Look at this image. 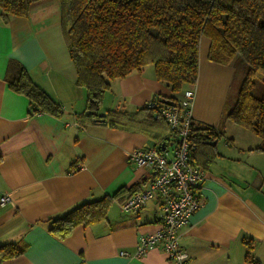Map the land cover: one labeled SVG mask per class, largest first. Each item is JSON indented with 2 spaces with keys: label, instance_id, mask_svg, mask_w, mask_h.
<instances>
[{
  "label": "crops",
  "instance_id": "0c3cea01",
  "mask_svg": "<svg viewBox=\"0 0 264 264\" xmlns=\"http://www.w3.org/2000/svg\"><path fill=\"white\" fill-rule=\"evenodd\" d=\"M209 46L208 39L200 40L197 82L185 90L194 93L197 126L212 127L220 136L196 189L201 207L179 230V247L186 264H264V154L253 151L260 143L256 136L224 119L235 73L208 61ZM17 65L59 105L60 116L30 112L28 99L8 87V68ZM183 92L172 94L148 65L111 81L100 112L131 115L151 101L180 100ZM84 110L58 1L32 4L26 18H0V198L9 197L0 205V246L21 251L0 264H171L161 245L140 259L119 255L133 254L140 236L161 229L158 198L136 213L121 209L128 192L145 190L154 178L153 171L129 163L128 154L153 144L102 123L82 125L77 116ZM175 146L171 139L163 151L170 156ZM105 196L112 198L105 220L78 226L64 239L49 232L53 220Z\"/></svg>",
  "mask_w": 264,
  "mask_h": 264
},
{
  "label": "trees",
  "instance_id": "16d2710c",
  "mask_svg": "<svg viewBox=\"0 0 264 264\" xmlns=\"http://www.w3.org/2000/svg\"><path fill=\"white\" fill-rule=\"evenodd\" d=\"M40 1L44 0H0L1 21L26 18L30 6ZM57 1L62 39L76 72V85L85 95V110L77 116L80 124L102 123L109 129L141 134L159 150L161 145L166 147L172 133L156 110L146 105L131 115L114 110L100 117L103 95L111 81L148 65L153 66L156 81L174 95L193 87L200 40L206 38L208 61L230 66L233 58H239L246 65L237 94L228 96L224 119L256 136L260 143L253 151L264 154V91L260 98L252 93L257 83L264 85V0ZM7 77L8 87L28 99L30 112L61 115L59 105L32 83L24 68H8ZM171 101L178 100L171 97ZM219 136L212 127L191 128L193 164L205 170L216 155L207 142ZM134 192H128L127 198ZM111 202L105 196L82 204L53 220L49 232L64 239L78 226L105 220ZM20 255L13 244L0 246V262ZM246 261L251 262L249 252Z\"/></svg>",
  "mask_w": 264,
  "mask_h": 264
},
{
  "label": "built area",
  "instance_id": "2783aa9c",
  "mask_svg": "<svg viewBox=\"0 0 264 264\" xmlns=\"http://www.w3.org/2000/svg\"><path fill=\"white\" fill-rule=\"evenodd\" d=\"M194 93L185 90L176 102L147 104L168 125L176 146L169 156L157 147L138 148L128 154L129 163L136 168L153 171L154 178L142 191L131 194L121 204L126 213H136L145 204L158 198L161 204V229L154 234L140 236L135 252H120L127 259H140L147 252L161 245L171 264H186L187 255L179 247V230L186 227L191 216L201 207L196 189L205 180L204 169L192 163L190 143L191 128L197 123L192 118ZM9 202L8 196L0 198V205Z\"/></svg>",
  "mask_w": 264,
  "mask_h": 264
},
{
  "label": "rangeland",
  "instance_id": "374dc122",
  "mask_svg": "<svg viewBox=\"0 0 264 264\" xmlns=\"http://www.w3.org/2000/svg\"><path fill=\"white\" fill-rule=\"evenodd\" d=\"M230 67L235 73V79L230 87V94L236 95L239 90L240 84L246 75L247 68H246V65L239 58H236V59L233 58L230 61ZM263 91H264V85H262L261 83H257L252 93L255 97L260 98L263 94ZM232 128H238V127L235 125H232Z\"/></svg>",
  "mask_w": 264,
  "mask_h": 264
},
{
  "label": "water",
  "instance_id": "95a60500",
  "mask_svg": "<svg viewBox=\"0 0 264 264\" xmlns=\"http://www.w3.org/2000/svg\"><path fill=\"white\" fill-rule=\"evenodd\" d=\"M104 115H105V114H103V113H102V114H99L100 117H104ZM214 144H215V143H213V142H211V143L207 142V145H210V146H214ZM160 149H161V151L164 150L163 145L160 146Z\"/></svg>",
  "mask_w": 264,
  "mask_h": 264
}]
</instances>
